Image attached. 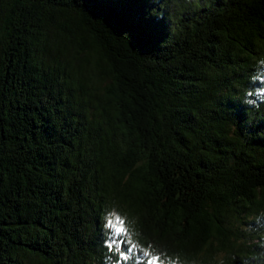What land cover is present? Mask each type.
<instances>
[{
  "label": "trees",
  "instance_id": "16d2710c",
  "mask_svg": "<svg viewBox=\"0 0 264 264\" xmlns=\"http://www.w3.org/2000/svg\"><path fill=\"white\" fill-rule=\"evenodd\" d=\"M152 259L264 264V0H0V264Z\"/></svg>",
  "mask_w": 264,
  "mask_h": 264
},
{
  "label": "rangeland",
  "instance_id": "374dc122",
  "mask_svg": "<svg viewBox=\"0 0 264 264\" xmlns=\"http://www.w3.org/2000/svg\"><path fill=\"white\" fill-rule=\"evenodd\" d=\"M108 222L112 228V232L110 235V242L112 244H114V245L116 244L118 246L120 241H121V237L119 236V233H117L116 228L113 227V225H118L119 221H117L116 216L114 215V216H111L108 218ZM148 264H164V263H162L161 261H157L155 259H152V260L148 261Z\"/></svg>",
  "mask_w": 264,
  "mask_h": 264
},
{
  "label": "snow or ice",
  "instance_id": "6c2138e0",
  "mask_svg": "<svg viewBox=\"0 0 264 264\" xmlns=\"http://www.w3.org/2000/svg\"><path fill=\"white\" fill-rule=\"evenodd\" d=\"M116 228L117 233L124 232L125 228L123 227V222H119L118 225H113Z\"/></svg>",
  "mask_w": 264,
  "mask_h": 264
}]
</instances>
